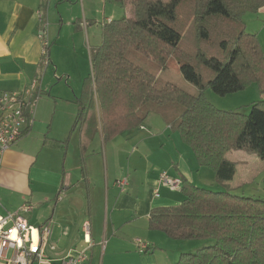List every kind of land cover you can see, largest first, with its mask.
I'll use <instances>...</instances> for the list:
<instances>
[{
  "label": "crops",
  "instance_id": "1",
  "mask_svg": "<svg viewBox=\"0 0 264 264\" xmlns=\"http://www.w3.org/2000/svg\"><path fill=\"white\" fill-rule=\"evenodd\" d=\"M43 9L48 22L44 40L40 30ZM124 17H131L127 7L108 0H0V92L22 91L37 78L42 94L52 95L65 80L72 97L81 98L84 81L91 74V52L102 44L103 26ZM246 17L258 21L260 34H253L259 36L264 52V8ZM45 42L50 47L48 59H43ZM81 58L89 61L86 71H82ZM42 122L38 128L34 122L3 156L0 213L30 202L34 210L29 223L52 226L47 253L53 260L85 252L83 264H176L183 254H193L201 246L187 249L192 242L187 245L151 230V211L182 203L183 180L205 189L218 184L219 191L245 196L243 188L260 177L249 167L239 172L249 152L232 150L226 157L237 164V172L232 181L218 183L215 172L199 166L191 148L158 114L148 113L139 130L126 131L110 142L104 143L102 136L84 142L85 156L91 147L84 164L77 133L64 143L71 124L62 134L48 135ZM162 173L180 179L181 186L172 189L161 184ZM122 179L127 180L123 191L116 186ZM34 212L38 225L32 221ZM86 223L90 237H85ZM141 245L149 251L139 253Z\"/></svg>",
  "mask_w": 264,
  "mask_h": 264
},
{
  "label": "trees",
  "instance_id": "2",
  "mask_svg": "<svg viewBox=\"0 0 264 264\" xmlns=\"http://www.w3.org/2000/svg\"><path fill=\"white\" fill-rule=\"evenodd\" d=\"M108 1L127 5V0ZM130 4L134 18L106 23L101 46L91 52V74L84 81L77 118L81 152H86L84 142L90 143L95 133L110 142L141 128L152 107L159 112L175 103L183 108L179 117L159 114L191 148L199 166L215 172L218 183L232 181L237 172V164L226 157L232 150L264 159V100L245 114L220 110L204 96L207 89L225 97L253 84L264 96V52L244 21L264 8V0ZM42 11L44 24L47 15ZM131 49L151 58L158 70L176 61L184 79L200 94L190 95L172 83L158 87L156 73L128 58ZM46 51L50 53V47ZM81 161L84 164L82 154ZM181 193L185 199L179 205L151 211L149 228L175 240L215 242L183 254L176 264H264L263 200L197 187L186 180Z\"/></svg>",
  "mask_w": 264,
  "mask_h": 264
},
{
  "label": "rangeland",
  "instance_id": "3",
  "mask_svg": "<svg viewBox=\"0 0 264 264\" xmlns=\"http://www.w3.org/2000/svg\"><path fill=\"white\" fill-rule=\"evenodd\" d=\"M130 2L131 0H127L126 7L129 11V16H131L130 18H134V12H133ZM120 10L123 15L124 9L121 8ZM253 20L254 19H252L251 17H249V20L247 17H245L244 21L246 23V27L248 26L247 32L250 34H253V33L260 34V32L258 31H260L261 27L259 26L258 21L255 22ZM254 22L255 24H253ZM257 38L259 40V36ZM261 38L264 39V34H262ZM69 45L70 44H68V46ZM87 55H88V50H87ZM127 56L129 59H131L136 64L152 71L153 73H156L158 87H162L166 83H172L173 85H175L176 87H178L179 89H181L182 91L190 95L198 96L200 94V90L196 86H194L193 84L189 83L188 81L184 79L180 71V66L176 61L171 62L169 67H167L166 69L158 70L157 66L154 64L151 58L146 57L139 52H136L131 49L127 53ZM88 62H89L88 60L86 62L81 58L82 71H86L88 68H90V64H88ZM62 75H63L62 72H60L59 78L62 77ZM62 81L63 82L61 83V85H59L60 83L57 84L52 95H49V92L42 94L40 101L38 102L37 109H36L35 128L39 127V122L40 120H42L43 122L41 124L46 129V132L48 135L49 134L52 135L55 132L62 134L63 131H65V129L67 128V126L71 124L69 133L66 134L68 135L67 141L69 143L72 134L75 132L80 138L81 122L77 121V118H78L79 113H81V109L83 105H80V102H79L80 98L74 99L72 97L73 95L71 92H73V90L72 89L67 90V88L65 87L66 85L64 83L65 80H62ZM73 85H75V83L72 84V86ZM204 96H205V99L209 103H211L213 106H215L216 108L220 110L242 112L245 114H249L253 104L261 100H264V96H262L259 88L256 85L250 86L241 92L233 93L225 97H220L216 95L212 90L207 89L204 93ZM146 111L147 110H145V112ZM160 111L165 112L168 117L175 118V117L180 116V114L183 112V108L178 104L171 103V104H167L164 107H162ZM159 112L155 111L153 107H152V110H150V113L158 114L159 116H161ZM69 118H71L72 120L70 121ZM136 130H139V129H136ZM99 137H101V133H95L91 140L96 141V139ZM90 148H88V152ZM66 151H67V147H64L63 148V162L67 157ZM88 152H87V155H88ZM81 154L83 156V160L85 159L87 160V155L85 156V153H82V152ZM72 155H73V150H70L69 161ZM244 157H245L244 161H246V163H242L240 165L239 172L242 167H249L257 171L258 173H260V177L258 178V180H255L253 182L251 181V183L247 185L246 187H244L242 191L245 197H250L253 199H260L264 201V159L259 158L254 153H247L244 155ZM252 158H255L256 161H252ZM201 176H204V175H201ZM234 180L238 181L239 177L236 175ZM208 189H211L213 191H218L219 186L218 184H216L215 186H212L211 188H208ZM35 215H36V212H34L32 221L35 225H38L39 222L36 221ZM180 241L186 242L185 244L187 245L190 242H192L190 243V247L188 246L187 249H195L194 248L195 244L198 247L201 246L200 249H203V247H209V246L214 245V242H215L214 240H209V239L190 240V241L180 240ZM197 251L198 250H196L195 253ZM187 253H190V252H187ZM53 255L55 256L54 252H53Z\"/></svg>",
  "mask_w": 264,
  "mask_h": 264
},
{
  "label": "built area",
  "instance_id": "4",
  "mask_svg": "<svg viewBox=\"0 0 264 264\" xmlns=\"http://www.w3.org/2000/svg\"><path fill=\"white\" fill-rule=\"evenodd\" d=\"M48 22L43 24L41 16V36L45 38ZM49 47L45 42L43 59H48ZM42 96L39 79H34L22 91L0 92V164L4 154L13 148L33 127L38 102ZM161 184L172 189L181 186V180L171 178L166 173L160 175ZM127 184L126 179L116 182L122 191ZM159 197V192H155ZM0 201V207H1ZM34 206L30 202L23 203L15 211L0 213V264H83L87 257L85 252L79 256H66L53 260L47 253L48 243L52 237L53 229L49 223L35 227L29 223V215ZM85 237L89 236L90 226L85 224ZM90 244V240H87ZM149 247L141 245L139 253L144 254Z\"/></svg>",
  "mask_w": 264,
  "mask_h": 264
}]
</instances>
